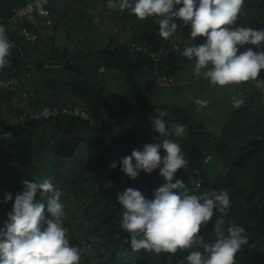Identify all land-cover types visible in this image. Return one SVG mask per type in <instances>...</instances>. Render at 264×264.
<instances>
[{
  "label": "trees",
  "instance_id": "obj_1",
  "mask_svg": "<svg viewBox=\"0 0 264 264\" xmlns=\"http://www.w3.org/2000/svg\"><path fill=\"white\" fill-rule=\"evenodd\" d=\"M31 1L0 0V27L4 28L13 45L9 55L12 64L8 68L7 63L0 69V77L12 74L19 77L23 88L21 91L27 89L31 96L28 102L31 109H49L52 105L48 103L45 94L53 97L61 89L68 91L74 98L73 102L69 100L57 105L83 106L102 127L72 116L6 127V119H11L15 113L13 104H17L19 100L12 94L2 93L0 155L6 168L13 164L16 168L26 167L29 175L12 178L13 201L1 203V212L11 211L15 196L23 191V181L40 182L53 170L55 178L51 182L61 193V203L70 198L63 191L62 185L71 187L72 192L76 190L79 196L89 193L93 197L85 211V214H88L89 209L96 212L97 218L92 229H75L64 219L63 226L67 230L70 244L80 251L79 264H187V255L197 249L178 250L175 254L157 253L151 249L133 250L129 243L130 234L121 228L123 210L117 200L118 194L132 188L150 199L158 186L166 183L159 175V168L151 174L141 171L132 180L120 167L121 159L130 156L133 150H140L145 144L157 142L155 137L159 134L153 129L152 119L165 113L163 119L170 133L169 139L175 137V125L182 124L186 129L177 143L181 145L189 166L178 170L177 178L196 192L200 188H206L227 190L229 194L231 204L227 213L215 212L200 234L206 242L214 243L221 236L217 230L218 224H223L224 235L231 223L239 224L246 230L248 243L236 254L235 264H264V71L258 77L263 82L262 86L256 81L238 85V100H243V104L239 107L234 104L221 135L212 136L205 132L204 126L196 122L187 110L177 107L166 110L165 107L154 104L142 88H135L136 95L127 99L110 91L104 83H96L95 77L89 75L90 68L97 73L100 68L108 70L112 67L132 71L147 68L152 73H156L158 69L162 75H174L178 68L173 63L182 59L171 58L156 63L145 53L132 50L129 45L130 42H138L144 44L149 52L159 51L165 41L159 35L158 18L140 20L128 10L121 12L118 4L116 8H109L108 0H42V6L51 11L58 25H62L59 16L62 8L83 13V8H88L90 4H95L99 10L108 14L115 24V28H105V32L109 34L108 44L98 50L91 49L88 53L72 55L66 44L59 48L54 43L43 52L40 46L43 39L35 18L24 21V25L39 36L35 44L28 43L17 31L9 29L14 9L28 5ZM244 3L242 11L250 18L251 28H264V0H245ZM62 17L67 16L63 13ZM177 22L180 25L178 41L184 45L193 44L190 25L185 26L179 20ZM240 25L241 19L238 17L236 26ZM51 39L56 42L55 35ZM122 39L124 43H120ZM203 42L204 38H196L195 43ZM248 47L257 50L255 46L246 45L240 51ZM93 56L100 60L96 65H93ZM189 61L195 59H187L185 64ZM28 72H31L30 77H27ZM103 110H108L112 117H117L116 121L98 119L97 116ZM21 111L19 109L16 115ZM126 123L132 124L131 129L124 130ZM116 130H119V134L115 133ZM4 134L10 136L3 138ZM48 136L59 137V142L51 144ZM85 145L92 151L100 150L97 161L85 164L82 158H76L74 164V149ZM163 155L161 151V156ZM113 162L117 163L115 169L110 168ZM78 166L80 167L77 169ZM93 167L95 168L91 171ZM85 174L89 175L88 187L82 184ZM197 180L202 182L198 189L195 188ZM49 195L51 194L41 197L38 193L35 202L46 205ZM44 215L46 219L51 218L46 208ZM4 224L5 221H1L0 228Z\"/></svg>",
  "mask_w": 264,
  "mask_h": 264
},
{
  "label": "clouds",
  "instance_id": "obj_2",
  "mask_svg": "<svg viewBox=\"0 0 264 264\" xmlns=\"http://www.w3.org/2000/svg\"><path fill=\"white\" fill-rule=\"evenodd\" d=\"M245 0H108L109 8L128 12L140 20L158 18L159 35L168 39L183 25H190L193 44L183 49L182 55L195 59V74L203 75L211 85L225 87L243 82H261L258 77L264 71V28L253 29L236 26L242 14ZM197 37L204 42L195 43ZM246 45L244 51H240ZM13 47L5 30L0 27V69L8 63ZM200 106L207 101L197 99ZM235 106L243 104L236 100ZM48 115V109L43 110ZM165 113L152 119L158 137L155 143L145 144L133 150L120 161L121 171L135 180L141 171L151 174L159 168V175L166 181L146 198L141 191L128 188L118 194L122 207L121 228L130 234L133 250L151 249L157 253L175 254L178 250L197 249L187 257V264H235L236 254L248 243L246 230L231 223L226 235L214 243L204 240L201 229L207 225L215 212L227 213L230 198L227 190L189 189L177 178L178 170L189 166L182 147L169 139ZM185 126L175 125L177 137L185 133ZM10 134H4V137ZM162 138V139H161ZM161 151L164 155L161 156ZM117 163L110 165L115 169ZM195 182V188L201 187ZM23 191L14 198L7 221L0 228V264H79L80 251L70 244L63 226L64 206L61 193L49 179L38 182L23 181ZM48 196L45 203L35 202L37 194ZM13 201L6 193L4 203ZM45 208L50 219L45 218ZM199 249H203L200 251Z\"/></svg>",
  "mask_w": 264,
  "mask_h": 264
},
{
  "label": "rangeland",
  "instance_id": "obj_3",
  "mask_svg": "<svg viewBox=\"0 0 264 264\" xmlns=\"http://www.w3.org/2000/svg\"><path fill=\"white\" fill-rule=\"evenodd\" d=\"M64 2V1H63ZM72 6H77V4H72ZM245 7V3L243 8ZM242 8V9H243ZM98 7L95 4H90L88 8H83L84 12L80 13L76 10H71L66 7L62 8L61 14L59 15L62 19V25L56 23V18L54 19V24L52 26H46L45 22L38 21L39 24V34L43 41L40 46L44 51H47L49 46L57 43L56 46L61 48L63 44L71 50L72 55H80L81 52L88 53V50L99 49L108 44V33L105 32V28H115V24L111 22V18L104 11L97 10ZM65 13L67 17H62ZM111 19V20H110ZM241 25L245 27H251L250 18H248L242 11L240 16ZM113 21V20H112ZM55 35L56 42H53L51 37ZM34 54V53H33ZM39 57V53L37 54ZM93 65H96L100 60L92 57ZM195 63L196 61H189L185 64V60L174 62L173 66L178 68L177 72L172 75L174 80L173 84L164 82L162 80L163 73L150 72L149 69L143 68L137 71H132L129 69H117L109 68L108 70L100 71L88 69L89 75L94 76L96 83H104L105 86L115 93L129 99L132 95H136L135 88H142L144 94L150 97L154 104L158 106L165 107L166 110H172L173 108H181L190 112L194 120L204 126L205 132L219 137L222 133L224 125L229 120L230 113L234 108V102L238 100L237 96L238 85H229L225 87H219L211 85L209 80L203 75V71L199 76L195 74ZM23 90V88H21ZM27 92L28 90L25 89ZM27 97L24 98L22 95L20 97H15L19 102L13 104L15 113L12 114V118L25 106L26 102H29L31 96L27 93ZM50 105H57L61 103L68 102L74 98L73 96L61 89L53 97L45 94ZM197 99L207 101L206 106H200L195 101ZM83 105V104H81ZM8 110V108H7ZM111 112L108 110H103L97 116L98 119H106L111 121H116L112 117ZM131 123H126L124 130L131 129ZM119 134V130L115 131ZM176 142L180 140L179 137L175 136ZM173 138V139H174ZM51 144L59 142V137H47ZM71 139V137H70ZM73 141H77L76 139ZM100 150H90L89 146L85 145L80 148H75L72 155L75 158L73 163L76 164V158H82L85 164L94 163L97 161L98 154ZM100 163V162H99ZM13 164L10 168H6L3 159L0 155V204L4 203L5 194H12L14 192L11 180L14 176L23 175L27 177L29 171L26 167L16 168ZM80 166L77 167V169ZM16 168V171L14 170ZM93 167L91 171L94 169ZM12 176L9 173V170ZM67 169H69L67 167ZM76 169V170H77ZM14 170V172H13ZM42 177L44 175H41ZM40 177V176H39ZM55 178V172L51 170L49 175L45 179H49L53 182ZM89 175L85 174L82 184L85 187L90 185ZM60 184L57 186L59 187ZM160 186H158L159 188ZM65 194H69L70 198L63 200L62 204L64 206V212L66 214L65 220L73 226V228H83L92 229L93 224L97 218L96 212L93 209L88 210V214L85 211L88 209V205L92 202L93 197L89 194L78 195L75 191H71V187L62 185ZM208 190L206 188H200L198 192ZM71 191V192H70ZM8 212L0 210V222L7 221ZM81 225V227H80ZM217 230L220 235H224L223 224L217 225Z\"/></svg>",
  "mask_w": 264,
  "mask_h": 264
},
{
  "label": "built area",
  "instance_id": "obj_4",
  "mask_svg": "<svg viewBox=\"0 0 264 264\" xmlns=\"http://www.w3.org/2000/svg\"><path fill=\"white\" fill-rule=\"evenodd\" d=\"M34 18L36 19V23H38V21L43 20L46 26H52L54 24V19L52 17L51 11L42 6V0H32L28 5L19 6L14 9L13 18L9 21V29L11 31H17L21 36L25 38L28 43L35 44L38 41V34L34 30H31L24 25L25 20ZM179 31L180 27L178 28V32L175 33L172 37L166 40L164 39L165 44L157 52H149L148 48L144 44H140L138 42H130L129 45L132 50H135L139 53H145L149 56L150 59H152L156 63L171 58L187 60L188 58L184 57L182 55V52L186 46H189L191 44L184 45L178 41ZM124 42L125 41L123 39L120 40V43ZM7 59L9 68L12 62L9 57ZM103 70L105 69H100V71ZM30 76L31 72H28L27 77ZM162 80L170 84L174 83V80L166 75H163ZM260 81L261 82L259 83V85L262 86L263 82L262 80ZM2 93L12 94L15 97H20L22 95L24 98H26L28 96L27 92L21 91L20 79L14 74L0 77V95ZM43 110L44 108L42 107L31 109L28 107V102H26L25 106L22 108V111L18 115L14 116L11 119H6L5 126L11 127L26 125L28 123L36 121H48L55 120L63 116H72L78 117L92 125L97 124L99 127H102V124L99 122L96 123V119L88 111H86L83 106L69 107L62 105H52L48 109L47 116L43 115Z\"/></svg>",
  "mask_w": 264,
  "mask_h": 264
}]
</instances>
